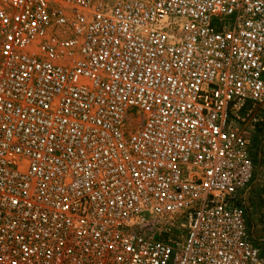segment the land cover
<instances>
[{
    "label": "built area",
    "instance_id": "2783aa9c",
    "mask_svg": "<svg viewBox=\"0 0 264 264\" xmlns=\"http://www.w3.org/2000/svg\"><path fill=\"white\" fill-rule=\"evenodd\" d=\"M245 103L264 0H0V264H264Z\"/></svg>",
    "mask_w": 264,
    "mask_h": 264
},
{
    "label": "rangeland",
    "instance_id": "374dc122",
    "mask_svg": "<svg viewBox=\"0 0 264 264\" xmlns=\"http://www.w3.org/2000/svg\"><path fill=\"white\" fill-rule=\"evenodd\" d=\"M238 114L241 117L245 118V122H243V123H245L246 126L250 128V129H248V128L247 129L249 132L248 134L250 135V138H251L252 153L259 151V147L261 145H263V143H264V103H262L260 105H255V106L250 105L249 108H247L245 111L238 112ZM252 118L262 119V121L255 124V125L254 124L252 125L250 122V120L252 121ZM240 123H241V121H240ZM262 177H263L262 174L258 173L257 176H255L250 187H248L245 191H243L239 196V200H240L242 206H244V209L246 211L250 235L254 236V238L258 236V230H259V229L257 230V228L255 226L253 227L254 223L256 224V222H257L258 225L264 224L263 222L260 223V221H258L257 212L254 211V209L252 207V205L256 199V195H255V188L257 185L256 183L258 181H261ZM260 242L264 245V240H261L258 243H260Z\"/></svg>",
    "mask_w": 264,
    "mask_h": 264
},
{
    "label": "trees",
    "instance_id": "16d2710c",
    "mask_svg": "<svg viewBox=\"0 0 264 264\" xmlns=\"http://www.w3.org/2000/svg\"><path fill=\"white\" fill-rule=\"evenodd\" d=\"M250 103H245L241 111H245L250 107ZM252 159L255 166V176L262 174L261 181H258L255 188L256 199L252 205L254 211L257 212L258 221L264 223V143L259 147V151L252 153ZM255 178V177H254ZM249 225V224H248Z\"/></svg>",
    "mask_w": 264,
    "mask_h": 264
},
{
    "label": "crops",
    "instance_id": "0c3cea01",
    "mask_svg": "<svg viewBox=\"0 0 264 264\" xmlns=\"http://www.w3.org/2000/svg\"><path fill=\"white\" fill-rule=\"evenodd\" d=\"M255 222V221H254ZM256 227L257 228V230H258V236L257 237H255L254 238V236H251L250 235V230H249V236H250V239L252 240V241H254L256 244H259V245H261V246H264L261 242L260 243H258L259 241H261V240H264V224H257V222H256V224L254 223V225H253V227ZM257 233V232H256ZM252 234V233H251ZM253 235V234H252Z\"/></svg>",
    "mask_w": 264,
    "mask_h": 264
}]
</instances>
